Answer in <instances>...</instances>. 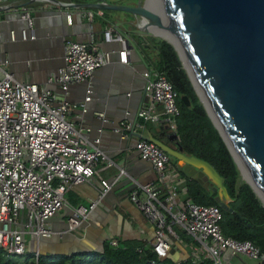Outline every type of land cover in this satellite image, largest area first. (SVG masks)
Listing matches in <instances>:
<instances>
[{
    "label": "built area",
    "instance_id": "1",
    "mask_svg": "<svg viewBox=\"0 0 264 264\" xmlns=\"http://www.w3.org/2000/svg\"><path fill=\"white\" fill-rule=\"evenodd\" d=\"M30 3L51 4V0H0V16L6 17L3 22L16 17L23 23L19 30L7 32L8 43L37 39L30 5L27 6ZM83 15L92 17L91 12ZM64 17L66 24L72 25V15L66 13ZM102 40L106 44L118 42L119 50L92 51L89 44L65 40L63 65L42 88L15 80L8 71L10 61L0 55V250L6 260L22 263L27 256H33V262L37 264L38 243L51 238L53 231L49 222L66 205L63 191L89 183L99 166L115 167L113 160L101 149V130H97V137L90 140L88 127H76L70 121V103L67 101L69 89L88 85L96 71L112 63L114 53L120 63L127 64L129 51L111 25L103 31ZM92 95L89 86L79 105L82 114L87 112L86 104ZM145 97L146 104L140 108L137 117L164 128L168 134H177L176 121L180 115L177 95L162 74L156 73L150 79ZM96 114L99 120L106 122L102 113ZM130 130L131 125L127 122H119L115 129L125 139ZM134 148L158 179L157 185H139L133 181L129 194V201L154 228V237L146 247L156 259L150 260L149 264L171 257L176 243L187 255L185 259H175V264L186 260L193 264H203L207 260L209 264H235V259L264 264V254L252 243L223 236L218 207L200 206L185 199L186 189L179 192L177 188L182 178L177 172L176 175L170 173L174 169L164 151L146 138H139ZM122 177L126 178L127 173L119 169L117 180ZM100 188L103 197L110 185L101 181ZM96 205L97 201H93L88 207L71 208V217L67 220L69 228L77 227L79 219H85ZM177 230L195 243L185 241ZM109 246L118 248L119 245L112 241ZM135 251L144 255L141 248Z\"/></svg>",
    "mask_w": 264,
    "mask_h": 264
},
{
    "label": "crops",
    "instance_id": "2",
    "mask_svg": "<svg viewBox=\"0 0 264 264\" xmlns=\"http://www.w3.org/2000/svg\"><path fill=\"white\" fill-rule=\"evenodd\" d=\"M120 4L125 0H113ZM96 0L65 1L51 0L50 5L54 12H44L40 16H32L34 30L37 36L35 41L16 43L7 42V32L10 29L19 30L23 23L13 17L8 22L1 15V24L13 23V26L0 30V55L10 61L8 71L18 82L45 86L47 79L63 65V43L65 40L89 44L92 51L117 52L120 48L118 42L106 44L102 40L103 31L114 23L130 22L127 19L115 17L108 19V11L79 9L76 5L95 3ZM30 5V6H29ZM34 8L35 4H27ZM58 8V9H56ZM91 12L92 17H84V13ZM72 15V25H67L65 14ZM113 13V12H112ZM128 28V26H125ZM6 44L1 49V45ZM138 44V40H137ZM145 44L148 45L146 39ZM140 54L151 72V78L158 73L153 70V64L157 61L155 51L146 50L140 44ZM145 51V54L143 51ZM156 54L155 56L153 54ZM147 70L141 64L139 57L130 52L127 56V64L120 63L119 57L114 53L112 63L96 71L89 84L72 86L69 89L67 101L70 103V121L75 126L84 125L91 131L88 134L92 140L99 135L101 149L115 163V167L105 168L99 166L89 183L71 186L63 191L66 205L49 222L53 235L49 239L40 240L38 243L39 256H71L79 253L102 252L106 244L116 241L122 246H140L148 244L154 237V228L143 214L129 201V194L133 187V181L139 185L158 184L157 175L152 167L142 161L135 151V142L141 137L151 135L164 145L177 149L176 143L171 142L166 135L167 131H160L158 125L145 122L137 118L138 110L146 104L143 96ZM92 90V98L86 104L87 112L81 113L79 106L86 97L87 87ZM102 113L106 122L97 118L96 113ZM119 122H127L133 127L134 134L131 139H125L115 128ZM165 134V135H163ZM167 143V144H166ZM170 173L176 175L177 169L182 180L177 188L186 189L189 179L182 176V171L176 165ZM119 169H124L127 177L117 180ZM177 172V173H176ZM175 173V174H174ZM180 179V178H179ZM107 181L110 189L105 196H101L100 182ZM164 192V191H163ZM182 201L183 194L181 193ZM97 201L95 209L85 218L79 219L78 226L67 230L66 223L71 217V208L88 207L91 202ZM173 258L185 259L186 251L179 252L177 247ZM21 263V261H19ZM235 264H243L241 259H235Z\"/></svg>",
    "mask_w": 264,
    "mask_h": 264
},
{
    "label": "water",
    "instance_id": "3",
    "mask_svg": "<svg viewBox=\"0 0 264 264\" xmlns=\"http://www.w3.org/2000/svg\"><path fill=\"white\" fill-rule=\"evenodd\" d=\"M129 1H136L137 4H111L107 0H96L95 3L76 7L91 11L124 12L134 17L133 21L117 22L111 26L124 41L126 50L135 53L147 70L143 96L151 72L139 52L137 40L140 39L144 48L149 47L145 44V38L149 37L162 39L172 46L237 170L241 172L230 149L264 199V0H159V13L149 9L145 0ZM151 23L161 32L170 29L174 33L226 141L195 89L175 45L162 34L150 31ZM180 101L185 107L190 106L187 97H182ZM115 129H118V124ZM132 136H135L134 125L128 139ZM166 136L176 143V150L151 135L140 138H146L175 159L177 167L189 180L200 184L206 192L216 194L215 202L231 213L232 210L228 208L231 199L223 186L224 180L209 164L184 156L178 146L177 134L169 133ZM245 183L264 207V202L252 185L246 180ZM66 228L70 230L68 223Z\"/></svg>",
    "mask_w": 264,
    "mask_h": 264
},
{
    "label": "trees",
    "instance_id": "4",
    "mask_svg": "<svg viewBox=\"0 0 264 264\" xmlns=\"http://www.w3.org/2000/svg\"><path fill=\"white\" fill-rule=\"evenodd\" d=\"M149 47L146 50L155 51L157 61L153 64V70L162 74L173 86L176 92V104L180 115L177 119L178 146L186 157H194L209 164L215 172L224 180L225 187L231 202L228 208L232 212L224 211L216 202L211 192H206L200 184L190 180L186 183L185 199L200 206H216L219 208L222 221L220 229L224 237L238 242H250L264 254V207L253 194L250 187L239 184V172L234 164L225 144L213 127L210 119L200 104L176 52L170 44L159 38H147ZM187 97L190 103L185 107L180 99ZM160 131H166L159 128ZM176 150V149H175ZM170 157V156H169ZM173 165L177 164L174 159ZM182 176L185 175L182 173ZM184 239V235L177 230ZM187 238V237H186ZM189 239V238H187ZM118 248H111L108 244L102 252L79 253L71 256H39L37 264H149L156 257L149 253L146 244L136 246H124L118 244ZM141 248L144 255H139L135 250ZM23 264H35L33 256H27ZM6 260L0 250V264H22ZM156 264H175L173 255ZM182 264H193L186 260ZM203 264H209L205 261Z\"/></svg>",
    "mask_w": 264,
    "mask_h": 264
},
{
    "label": "bare ground",
    "instance_id": "5",
    "mask_svg": "<svg viewBox=\"0 0 264 264\" xmlns=\"http://www.w3.org/2000/svg\"><path fill=\"white\" fill-rule=\"evenodd\" d=\"M146 6L149 9H152L153 11H155L156 13H159L160 12V8H159L160 7V2H159V0H146ZM149 28L151 29L150 31H153L155 34H158V35H161L162 34L166 39H168L170 42H172L175 45V47L178 50V52L180 54V57H181V59L183 61L184 67L186 68L187 72L190 75V78H191V80H192V82H193V84L195 86V89L197 90V92H198V94H199V96H200L203 104L205 105V107H206L209 115L211 116L213 122L215 123V125L217 126V128L220 130L217 122L215 121L214 117L212 116V114H211V112H210V110H209V108H208V106H207V104H206V102H205L202 94H201V91H200L199 85L197 83V80L195 78V75H194V73H193V71H192V69H191V67H190V65H189V63H188V61H187V59H186V57H185V55H184L181 47H180V44L178 43V41H177V39H176V37L174 35V33L170 29H164L163 32H161L159 30V28H157V26H155L153 23H151V26ZM220 132H221V130H220ZM221 134H222V132H221ZM222 136H223V134H222ZM223 138H224V136H223ZM224 140H225V138H224ZM228 147H229V145H228ZM230 151H231L233 157L235 158V160H236V162H237V164H238V166L240 168V171L243 174L244 180H246L248 183H250L252 185V187H253L254 191L256 192V194L258 195V197L262 200V202H264V199L262 198V196L260 195V193L258 192V190L255 188V186L253 185V183L250 181V179L248 178V176L246 175V173L243 171V169L239 165V163H238V161H237V159H236V157L233 154V152H232L231 149H230Z\"/></svg>",
    "mask_w": 264,
    "mask_h": 264
},
{
    "label": "rangeland",
    "instance_id": "6",
    "mask_svg": "<svg viewBox=\"0 0 264 264\" xmlns=\"http://www.w3.org/2000/svg\"><path fill=\"white\" fill-rule=\"evenodd\" d=\"M65 1H81V0H65ZM83 1V0H82ZM146 1V0H145ZM107 2H109V3H114V1L113 0H107ZM120 4H124V5H136L137 3H136V1H129V0H126V1H124V2H120ZM52 7L50 6V5H41V6H35L34 8H31V15L32 16H40L41 15V13H43V11L44 12H49L50 10H51V12H54L53 11V9H51ZM56 9H58V8H56ZM110 12V13H109ZM113 11H108V12H106V13H109V17H108V19H114L115 17H120L121 19H127V20H129V21H133V20H135L134 19V17L133 16H131L130 14H127V13H124V12H113ZM13 26V23H9V24H1L0 25V30H5V29H8V28H10V27H12ZM145 39H147V38H145ZM140 44H141V41H140V39H138V46H139V48H140ZM4 45H6V44H2L1 45V49H6V48H3V46ZM143 46V45H142ZM139 51H141V49L139 50ZM143 51V53L145 54V51L144 50H142ZM154 56L156 55L155 53L153 54ZM167 144V143H166ZM168 145V144H167ZM170 162L171 163H173L174 162V159L173 158H171L170 157ZM177 172L178 173H180L179 171H178V169H177ZM239 172V171H238ZM238 183L239 184H242V183H245V180H244V178H243V174H242V172H239V179H238ZM246 184V183H245ZM42 240H44V239H42ZM184 240L185 241H187V242H193V243H195L194 242V240L193 239H187L186 237H184ZM176 247H177V249L179 250V252L180 251H182L183 250V248L180 246V244H178V243H176ZM17 261H19V259H16ZM233 262L234 263H236L235 262V260H233ZM244 264H250V262H246V263H244Z\"/></svg>",
    "mask_w": 264,
    "mask_h": 264
}]
</instances>
